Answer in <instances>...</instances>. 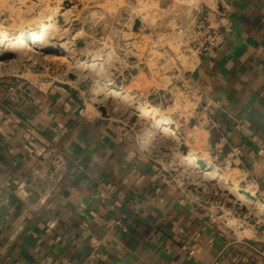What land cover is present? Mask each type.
Segmentation results:
<instances>
[{
	"label": "crops",
	"instance_id": "obj_1",
	"mask_svg": "<svg viewBox=\"0 0 264 264\" xmlns=\"http://www.w3.org/2000/svg\"><path fill=\"white\" fill-rule=\"evenodd\" d=\"M184 2L226 33L188 73L199 119L216 122L213 151L241 148L264 195V0ZM82 95L0 76V264H264V220L198 198Z\"/></svg>",
	"mask_w": 264,
	"mask_h": 264
},
{
	"label": "rangeland",
	"instance_id": "obj_2",
	"mask_svg": "<svg viewBox=\"0 0 264 264\" xmlns=\"http://www.w3.org/2000/svg\"><path fill=\"white\" fill-rule=\"evenodd\" d=\"M184 1L0 0V31L12 37L41 30L50 20L58 22L47 41L1 45L0 76L79 88L85 110L127 125L198 198L263 221L264 196L251 183L250 171L231 146L224 154L213 151L205 129L212 123L199 119L201 109L183 93L182 80L198 57L193 41L197 11L189 12ZM86 61L94 66H83ZM104 82L129 96L121 99L98 89ZM139 104L153 112L137 116ZM156 117L167 120L174 133L159 130ZM188 155L216 172L203 178V187L194 184L202 168L183 165ZM237 188L253 190L257 199L239 204Z\"/></svg>",
	"mask_w": 264,
	"mask_h": 264
},
{
	"label": "bare ground",
	"instance_id": "obj_3",
	"mask_svg": "<svg viewBox=\"0 0 264 264\" xmlns=\"http://www.w3.org/2000/svg\"><path fill=\"white\" fill-rule=\"evenodd\" d=\"M58 26V22L57 20H50L48 22H46L43 25V28L41 30H33L29 35H17V36H10L5 32H1L0 31V46L4 45L7 47H12V46H16V45H22V44H30V43H36V42H41V41H47L50 38V34L51 32H53V30H56L55 28ZM50 33V34H49ZM83 66H94V62L89 63V61H86L82 64ZM97 88L103 91H106L109 95L111 96H119L121 97V99H125V97H128V94H123L122 92H119L118 90L112 88L109 86L108 83H100L99 85L97 84ZM135 112H137V116H145V115H150L153 110L150 109V107L146 106L145 104H139L135 109ZM155 122L157 123V125H159V130H163L164 131H173L174 130L170 128V123L167 122V120L162 119L160 117H156L155 118ZM148 137H150L148 135ZM147 137V141L148 138ZM148 143V142H147ZM183 165L189 166V165H197V167H199L198 169L202 168V176H199L197 178V176H195V172H193L192 176H195L194 179L196 180V182L199 185H202L204 183V177L206 178H211V177H215V173L214 171H208L205 169V162L194 155H188L186 157V159H184L183 161ZM200 171V170H197ZM191 173V172H190ZM195 174V175H194ZM201 175V174H200ZM236 196L241 200V202L239 204L243 205L244 202L246 203L247 201L253 202L254 201V196L253 194L249 191V190H245V189H241V188H237L236 189Z\"/></svg>",
	"mask_w": 264,
	"mask_h": 264
},
{
	"label": "built area",
	"instance_id": "obj_4",
	"mask_svg": "<svg viewBox=\"0 0 264 264\" xmlns=\"http://www.w3.org/2000/svg\"><path fill=\"white\" fill-rule=\"evenodd\" d=\"M211 12L207 11L201 14L200 18L196 23L197 27L195 29V37L193 41L195 43L196 52L199 55H212L214 54L224 43L226 33L222 30L221 26L212 18ZM183 93L188 99L193 98L194 100H200L201 93H196L197 90L195 86L190 82L188 76L184 77L182 80ZM185 102V101H184ZM206 113H208V107L206 105L203 106ZM208 122H211L212 125L216 126V122L209 117L207 114L206 117ZM233 151V154L242 161V152L241 148L236 145H230ZM243 162V161H242ZM251 183L258 187V189H262L260 182L256 179L252 174ZM264 196V195H263ZM264 199V198H263ZM117 223H121L120 220H116Z\"/></svg>",
	"mask_w": 264,
	"mask_h": 264
},
{
	"label": "water",
	"instance_id": "obj_5",
	"mask_svg": "<svg viewBox=\"0 0 264 264\" xmlns=\"http://www.w3.org/2000/svg\"><path fill=\"white\" fill-rule=\"evenodd\" d=\"M137 25L139 24V21H137V23H136Z\"/></svg>",
	"mask_w": 264,
	"mask_h": 264
}]
</instances>
